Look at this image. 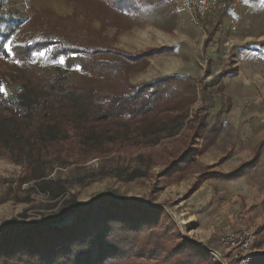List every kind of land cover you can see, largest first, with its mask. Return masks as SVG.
<instances>
[{"label": "rangeland", "instance_id": "rangeland-1", "mask_svg": "<svg viewBox=\"0 0 264 264\" xmlns=\"http://www.w3.org/2000/svg\"><path fill=\"white\" fill-rule=\"evenodd\" d=\"M165 1L169 12L166 19L156 21V16L146 14L135 23L132 18L106 14L99 6H87L82 0H16L15 8L28 15V20L12 37V43L56 41L46 47L50 50L47 60L37 56L31 59L29 68L37 74L62 73L64 64L53 62L59 60L53 55L61 44L59 39L66 46L129 54L161 50L134 64L124 61L127 82L139 86L179 76L177 92L167 99V114H183L182 126L174 138H161L148 149L154 151L161 142L170 140L189 155L174 162L170 152L143 154L135 149L76 162L56 155L51 148L29 160L25 149L16 153L0 147V236L22 225L69 222L73 202L91 204L107 198L122 205L139 203L141 210L160 209L180 237L195 245L209 264H264V252L257 254L256 249L264 223L257 226L249 222L248 211L243 213L245 221L238 225L212 215L203 219L209 202L225 192L223 182L249 172L264 157L263 145L253 168L228 176L252 157L259 142H264V0H229L230 11L215 12L198 21L173 0ZM98 56L116 59L112 53ZM0 70L7 75L3 88L15 93L20 81L8 77L9 66L2 59ZM65 81L74 86L90 83L110 92H128L118 81L85 79L78 68L69 70ZM23 121L5 119L0 126L7 129ZM237 151L248 153L230 167L236 158L224 164ZM244 229L253 235L245 263L225 252L220 261L212 259L210 250L222 251L220 238L227 230L239 234Z\"/></svg>", "mask_w": 264, "mask_h": 264}, {"label": "trees", "instance_id": "trees-1", "mask_svg": "<svg viewBox=\"0 0 264 264\" xmlns=\"http://www.w3.org/2000/svg\"><path fill=\"white\" fill-rule=\"evenodd\" d=\"M15 2L0 0L3 29L0 59L9 66L8 77L20 81L15 93H9L3 88L7 75L0 70V88L4 89L0 92V122L18 118L26 122L14 123L7 129L0 126V147L12 148L16 153L25 149L29 160L39 158L51 148L56 155L63 154L76 162H86L112 151L135 149L143 154L170 152L175 156L174 162L189 155L180 145L174 147L170 140L161 142L154 151L148 149L161 138L173 137L182 126L183 114H167V99L177 92L179 76L171 75L139 86L127 82L124 61L134 64L147 55L162 53L161 50L129 54L66 46L59 39L63 45L54 49L53 55L65 56L62 73L40 75L29 68L32 53L56 41L36 39L12 43L15 55H9L4 45L28 20V15L15 8L18 6ZM82 3L99 6L106 14L132 18L135 23L146 14L156 16V21L169 15L165 0H82ZM103 52L114 54L116 59L99 57ZM73 68L94 82H121L128 92H110L90 83L68 84L66 73ZM263 145V141L259 142L252 157L228 176L253 168ZM139 207V203L122 205L107 198L91 204L73 202L69 212L76 213L69 222L51 225L50 221H44L3 232L0 264H209L195 245L180 237L160 209L147 211ZM5 225L1 226L2 230Z\"/></svg>", "mask_w": 264, "mask_h": 264}, {"label": "crops", "instance_id": "crops-1", "mask_svg": "<svg viewBox=\"0 0 264 264\" xmlns=\"http://www.w3.org/2000/svg\"><path fill=\"white\" fill-rule=\"evenodd\" d=\"M246 153L248 152L237 151L224 164H228L231 159L236 158L235 161L228 164L230 167L236 164ZM228 166L224 165L225 170H228ZM225 182L223 184L226 186L222 187L225 192L222 196H218L214 201L209 202L208 213L203 219H208L212 215V217L215 216L220 220L223 219L233 225H238L245 221L243 213L248 211L246 219L249 222L257 226L264 223V157L261 156L259 163L249 172L228 180L227 184ZM197 227L201 228L200 224ZM260 231L262 234L258 235L257 254L264 252V229Z\"/></svg>", "mask_w": 264, "mask_h": 264}, {"label": "built area", "instance_id": "built-area-1", "mask_svg": "<svg viewBox=\"0 0 264 264\" xmlns=\"http://www.w3.org/2000/svg\"><path fill=\"white\" fill-rule=\"evenodd\" d=\"M173 2L190 12L197 21L215 12L230 11L232 8L229 0H173ZM252 238V233L246 229L239 234L227 230L220 238L222 251L210 250V255L213 260L220 261L225 252L229 253L230 258L239 259L240 263H245L250 254Z\"/></svg>", "mask_w": 264, "mask_h": 264}, {"label": "snow or ice", "instance_id": "snow-or-ice-1", "mask_svg": "<svg viewBox=\"0 0 264 264\" xmlns=\"http://www.w3.org/2000/svg\"><path fill=\"white\" fill-rule=\"evenodd\" d=\"M0 31H3V29L2 28H0ZM12 41L11 40H9L5 45H4V48L7 50V52H8V54L9 55H15V53L13 52V49H12ZM49 49H45V50H43V51H39V52H33L32 53V55H34V56H37V57H39V58H42V59H44V60H47L49 57H48V53H49ZM57 55H59L58 53H57ZM54 63H59V64H61V65H63L65 62H66V58H65V56L64 55H59V60L58 61H56V60H54L53 61ZM17 63H19V61H17ZM2 91H4V89L3 88H0V92H2Z\"/></svg>", "mask_w": 264, "mask_h": 264}, {"label": "water", "instance_id": "water-1", "mask_svg": "<svg viewBox=\"0 0 264 264\" xmlns=\"http://www.w3.org/2000/svg\"><path fill=\"white\" fill-rule=\"evenodd\" d=\"M75 213H76V212H75ZM75 213L71 214L70 216L68 215V216H67L68 218H67V217H66V218L69 219V218L73 217ZM66 218H65V219H66ZM67 219H66V221H67ZM62 222H63V221H62ZM59 224H60V223H59Z\"/></svg>", "mask_w": 264, "mask_h": 264}]
</instances>
